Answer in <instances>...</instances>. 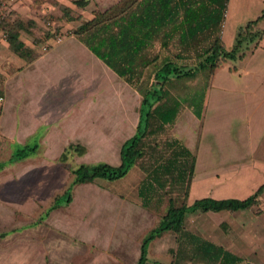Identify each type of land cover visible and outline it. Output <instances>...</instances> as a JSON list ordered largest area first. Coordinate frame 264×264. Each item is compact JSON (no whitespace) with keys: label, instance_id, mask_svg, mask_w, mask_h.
Instances as JSON below:
<instances>
[{"label":"rangeland","instance_id":"374dc122","mask_svg":"<svg viewBox=\"0 0 264 264\" xmlns=\"http://www.w3.org/2000/svg\"><path fill=\"white\" fill-rule=\"evenodd\" d=\"M71 1L63 4L69 8L67 15H64L57 8V4L61 3L57 0H0V23L20 19L26 26L24 33H20L21 37L26 38L27 44L31 45L34 51L39 50L41 53V47L45 45L48 48V43L53 41L54 36H74L80 21L91 18L92 12H103L122 0L112 1L107 8L102 7L96 0H87V4L82 8L73 5ZM14 5L24 7L25 12L14 10ZM77 15L79 19L75 18ZM1 42L0 50L3 43H6L5 40ZM224 46L230 48L231 44ZM176 51V46L172 43L166 48H160L159 43L155 41L149 53L151 56L156 55L157 61L167 56L175 60L176 64L184 63L173 59ZM60 61L63 64V75L67 69L66 78L63 77L64 83L71 89L70 106H78L77 113L72 112L69 106L73 114L70 112L69 119H64L62 133L53 131L55 138L40 146V139L43 140L41 136L50 129V125L42 123L36 128V119H19L22 113L29 115L28 93L19 94L14 101L17 119H9L8 110L10 111L12 106L10 103L8 110L3 111L7 119H0L3 126L2 130L0 129V164H7L0 171V264H132L137 257L141 237L163 214L168 198L162 197L160 207L155 210L136 206L126 211L117 208V205L127 203L129 198L134 197L139 180H148L150 170L146 166L147 158L157 157L148 150L154 148L145 149V158L118 179H96L92 183L72 186L71 202L67 206L50 211L47 215L44 214L52 198L69 183L72 168L79 164L99 162L116 166L121 145L137 134L138 125L141 128L144 120L141 115L143 106L140 105V94L92 54L89 53L86 59L63 56ZM185 63L191 64V61ZM231 63L226 61L223 67L215 72L218 86L229 88L239 80V72L225 70ZM239 66L242 69V64H239L238 68ZM55 68L54 65L50 68L48 80H56ZM29 71L28 68L20 72L18 77L24 81L23 77L27 76ZM40 76L39 73L38 77ZM204 80L205 77L200 72L196 78L174 80L171 87L166 86L179 103L176 112L177 114L181 109L178 119L199 118L200 115L197 116L188 104L190 101L195 104L200 98ZM190 91L191 94L188 95ZM76 97L77 100L74 99ZM189 108L191 111H188ZM151 122L149 128L155 129V122ZM53 124L55 125V121ZM30 126H33V132L29 135ZM171 133L172 130L167 125L163 133H151L143 141L151 146L157 144L156 150L160 156V150L163 149L160 143L171 137ZM192 136L191 129L186 138L190 140ZM24 147L29 148L30 155L33 156L39 153V150L41 153L47 151L49 155L38 154L34 158L30 156L31 160L21 162L27 166L19 169L16 163L12 164L14 161L9 154ZM178 172L179 169L172 174L178 175ZM254 172L245 169L230 171L228 175L232 178L223 183L221 188H213L212 193L216 194L217 198H245L264 182V178L261 183L258 182L264 176V169L257 172L258 176H254ZM172 174L166 177L162 186L165 191L172 186ZM201 176L197 175L190 184V193L185 203L205 196L204 187L200 185L209 182ZM156 188L161 189L159 186ZM171 188L176 195V203L181 202L183 184ZM158 195L161 196L162 193L158 191ZM257 197L258 204L243 213L242 221L240 222V217L239 221L235 219V231L229 226L224 228L225 230L218 226L228 212L189 215L185 218L183 226L214 243L232 249L242 257L237 264H264V191ZM177 244L173 234L166 232L147 246L148 257L157 261V264H166L172 259L170 250H174L184 261V255L179 251L181 244Z\"/></svg>","mask_w":264,"mask_h":264},{"label":"trees","instance_id":"16d2710c","mask_svg":"<svg viewBox=\"0 0 264 264\" xmlns=\"http://www.w3.org/2000/svg\"><path fill=\"white\" fill-rule=\"evenodd\" d=\"M71 3L82 8L87 4V0H72ZM225 4L226 0H122L103 12H92L91 18L80 21L74 36L94 57L127 85L136 89L141 96V115L144 120L141 128L138 125L137 134L121 145L116 166L99 162L79 164L72 168L68 186L52 198L44 212L45 215L70 202L72 186L92 183L96 179H118L127 173L136 160L145 155V149L154 148L148 150L157 157L153 158L154 162L148 168L150 179L146 180L147 192H153L158 186L162 189L166 177L179 169L178 175L172 174L171 183L179 187L183 184L182 200L176 203L174 197H167L166 208L158 224L143 237L139 256L133 264L154 263L148 261L146 248L150 241L165 232L172 233L176 244H181L179 251L188 262L237 264L242 260L241 257L186 230L183 227L184 218L188 213L196 211L247 210L258 204L257 196L264 191V183L243 199L202 197L187 205L185 199L193 172L192 154L179 141L172 139L163 143V149L158 156L157 144H152L153 147L143 141L151 133H163L165 126L174 120L179 103L168 88L166 89L167 85L171 87L173 81L178 79L189 80L200 72L206 80L226 61L241 58L247 44L264 34V30L257 28V22L263 18L262 10L258 17L238 27L234 43L229 49L225 48L218 37ZM57 8L64 15L69 12V8L61 3L57 4ZM75 18L80 17L77 15ZM0 26V31L6 35L5 41L14 53L23 55L28 52L17 38L18 31L26 28L23 22L14 19L9 23L1 22ZM155 41L159 43L160 48H166L169 43L174 44L177 51L173 59L184 63L176 64L175 60L167 56L157 61L156 55L151 56L149 53ZM185 61H191V64ZM201 98L202 94L195 104L194 101L188 104L197 116L201 109ZM151 121L155 122V129L149 128ZM28 154L30 149L24 147L14 151L11 156L12 160H16ZM1 166L2 164L0 168ZM145 204L142 202V206ZM219 226L222 229L226 227L223 222ZM175 254L177 259L169 264H177L175 262L179 255L177 251Z\"/></svg>","mask_w":264,"mask_h":264},{"label":"crops","instance_id":"0c3cea01","mask_svg":"<svg viewBox=\"0 0 264 264\" xmlns=\"http://www.w3.org/2000/svg\"><path fill=\"white\" fill-rule=\"evenodd\" d=\"M57 1L61 2L62 4H67L69 0H65L64 2L61 0ZM112 1L115 0H96L97 3L101 4L102 7L105 8L109 7L112 4ZM12 8L16 11L18 10V12H25L26 10L24 7L19 5H14ZM262 10H264V0H226L224 15L222 22L220 23V31L218 35L220 41L224 45L230 43L232 46L238 27L244 25L247 21L258 17L262 13ZM33 11L35 12L36 10H32V12ZM257 28L264 30V14L263 18L257 22ZM21 32H23V30L18 31L17 38L23 43V46L28 52L23 53V55H18L10 49L6 41V43H3V48L0 50V96L2 97V101L0 102V119H7L3 115V111L5 112L8 110L9 103L10 106L12 105L10 108L11 110H8V114H10L9 119H17L15 115L14 101L19 97V94L23 93L27 95L28 93L27 102L29 115H24L22 113V117L19 119H36V128L42 125V123L50 125V129L48 130L45 128L47 131H45L41 136L43 140L40 139V146L42 147V145L45 144L47 140L52 141L55 138L53 131L55 133H62L64 131V119H69V115L73 114L72 112H78V106L74 104L70 106L71 100L69 91L71 89L67 83H64L63 77L65 76L66 78L67 69L63 75V64L60 60L63 58V56H71L74 59H78V57L86 59L89 57L90 52L84 46H80L81 43H79L76 37L68 36L62 38L58 43L50 41V43H48L50 44V47L48 46L46 51H41L40 53L39 50L34 51L31 45L27 44L28 41L25 40L26 38L21 37ZM0 43H2L1 40ZM226 47L227 46H225V48ZM237 62L238 65L242 64V69L240 66L238 68ZM230 63L231 65L227 66L225 70L227 72H239V80L237 83L231 85L229 88L218 86V78L216 79L215 72H218L220 68L215 69L202 84L203 91L199 118L189 117L188 119H178L177 116L181 110L180 109L175 115L173 122L168 125L172 130L171 137L164 139L160 143V147L162 148L164 142L170 141L172 139L177 140L193 156V172L188 183L186 198L190 193V184H192L197 175H202L201 177L208 179L209 182V184L205 183V185H200V187H204L203 195L205 196L203 197H209L207 195L210 194L212 195L210 198L221 199V197L217 198L218 196L212 193V189L216 187L221 188V186H224L223 183L232 178V176L228 175V172L245 169V171L249 172L255 171L254 176H258L257 172L264 169V34L254 40L252 43L247 44V49L241 58L230 61ZM233 63H236V65ZM52 65L56 66L55 81L50 79L48 80L47 76L49 75L48 73H50V68H52ZM75 65L77 64L75 63ZM75 65L74 67L77 68ZM28 68L30 70L29 74L23 77L25 78L23 81L20 77H18V74ZM39 73L41 75L40 77H38ZM194 78H196V76ZM42 79H46L47 81L43 82ZM81 92L83 93L84 91ZM190 94L191 91L188 95ZM74 99L77 100V97ZM69 106L72 108V112L69 110ZM188 111H191V109L189 108ZM54 121L55 125L53 124ZM1 127L3 126L0 123V129L2 130ZM165 127H167V125ZM59 129L62 130L60 131ZM191 129L193 136L190 138V140H188L186 137L187 135H190ZM29 131L30 135L33 132V126H30ZM13 152H10L9 155L11 156ZM31 152L33 153V151ZM38 152L39 153L34 155H49L47 151L41 153L39 150ZM165 153L167 154L168 151H165ZM60 155L62 154L60 153ZM30 156L33 155L28 154V157L26 158L23 157L21 159H16L17 161L13 160L14 163L12 164L16 163L15 165L18 166L19 169L21 167H25L27 164L22 165L21 162L31 160ZM35 156H33V158ZM143 158H145V155L136 160L132 166L136 165ZM147 159L148 164L146 166L150 167L154 160L150 158ZM203 163L208 164L203 166L201 165ZM5 166L2 165L0 171L3 170ZM263 178L264 176H262L258 182L262 181ZM145 186H148L146 180H139L135 187L134 197L129 198L127 203H119L117 208L128 211L131 210L132 207L140 206L145 210H155L160 207L162 197L171 196L175 198L176 196L173 194V191L170 190V188L169 190L167 188L168 191H165L163 188L160 191V189H157L154 186L155 190L148 193V190H146ZM173 186L175 185H172L171 187ZM192 189L194 190V188ZM158 191L160 194L162 193L161 196L158 195ZM142 202L146 203L145 206H142ZM191 202H186V204L188 205ZM67 205H62L58 208ZM251 208L252 207L247 210L233 212L219 211L228 212L222 221L219 222V224L223 222L226 225L225 229L227 226H229L232 230H234L235 219L239 221L238 217H240L241 222L243 213L249 211ZM201 213L205 212L196 211L193 213H188L186 217L189 215H201ZM159 220L160 216L154 226L146 230V232H144L143 236L141 237L138 246V254L135 261L139 256V248L143 237L146 236L147 233L158 224ZM247 230L248 229L246 228V231ZM188 231L197 234L202 239L208 240L209 242H212L213 244L241 257L239 254L233 252L232 249L226 248L222 244L214 243L207 237L205 238L203 235L194 231ZM159 237L154 238L152 241ZM152 241H150L148 245H150ZM148 247L146 248V256L148 261H153L154 263L152 264H157V261L148 257ZM171 256L172 259L166 264L173 262V259H177L174 250H172ZM175 263L218 264L217 262L204 261L188 262L186 260L182 261L180 258Z\"/></svg>","mask_w":264,"mask_h":264},{"label":"built area","instance_id":"2783aa9c","mask_svg":"<svg viewBox=\"0 0 264 264\" xmlns=\"http://www.w3.org/2000/svg\"><path fill=\"white\" fill-rule=\"evenodd\" d=\"M224 15V13H223ZM5 34L3 32L0 31V40H5ZM63 38V36L60 35H56L54 36V38L52 39L54 43H58L61 41V39ZM47 47L44 45L43 47H41V51H46ZM2 101V97L0 96V102Z\"/></svg>","mask_w":264,"mask_h":264}]
</instances>
